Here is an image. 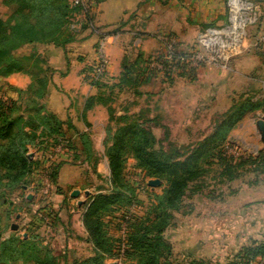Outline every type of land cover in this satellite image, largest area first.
Masks as SVG:
<instances>
[{
  "label": "rangeland",
  "instance_id": "1",
  "mask_svg": "<svg viewBox=\"0 0 264 264\" xmlns=\"http://www.w3.org/2000/svg\"><path fill=\"white\" fill-rule=\"evenodd\" d=\"M94 1L96 5V0ZM163 1L171 16H190L191 20L194 16H209V19L203 20L201 25H198L199 18L194 19L199 30L193 24L188 25L191 31H196L192 40L177 38L170 30H160L162 32L154 35L160 49L143 58L157 60L158 56L164 57V42L171 43L175 57L182 58L177 61V68L173 72L147 69L138 78L139 84L136 87L127 82L119 84V77L109 78L103 74L99 78L101 86L96 90V96L100 94L104 105L99 102L95 105L106 111H100L96 118L102 123L104 134L99 129L94 140L89 141L92 151L89 159L84 148L79 153V149L73 144H64L68 141L66 137L57 146L49 142L44 150L42 147L45 145L28 146L26 155L38 162L36 168L14 190L0 187L1 241L14 234L25 240L27 236L34 235L36 239H33V245L27 248H32L33 253L40 254L39 257L43 258L39 241L48 239L46 237H50L51 230L54 229V223L52 226L46 224L52 219L43 220V215L52 216L55 223L62 219L70 224V211L77 209L81 216L93 196L110 190L106 152L113 142L111 134L118 127L132 122L144 124L159 140L165 152L178 150L186 154L214 133L222 119L245 99L254 103L264 102V80L260 81L259 73L262 71L258 64L259 61L264 62V0ZM93 14L94 12L82 14L77 10L70 18V23L83 25L86 16H94ZM116 14L112 7L103 6L101 16ZM0 18L10 19V27L17 25L11 18V9L6 0L0 1ZM171 21H175L170 23L176 29L183 27V21ZM134 38L133 36L125 44L129 58L136 55L132 49ZM26 45L15 54H35L44 62L45 71L41 76L48 78L50 69L46 66L48 57L44 44ZM98 48L99 46L96 53ZM251 60L255 61L254 65L252 62L249 64ZM146 79L148 81H143ZM30 83L31 79L27 75L0 77V115L1 105L9 106L10 100L17 102L23 118L26 113L33 115L38 111H48L43 103L44 99H36L28 91ZM104 113L107 118L102 121ZM124 116L127 117L125 121L119 119ZM259 119H264V105L245 113L223 133L220 138L221 147L216 150L223 159H218L217 155V158H212V164L203 166V173L189 185L180 209L172 212L174 220L164 233V239L170 246L167 259L172 264H186L192 259H201L210 264H227L234 260L233 255L242 247L251 242L264 241V143L255 128V122ZM65 125L66 122H63L62 130ZM30 129L28 126L24 128L25 131ZM108 130L111 131L110 135L106 133ZM40 132V128L35 129L37 135ZM63 146L67 152L61 151L65 149ZM60 154L66 156L65 160H61ZM260 155V165L258 162L251 164ZM124 161L123 179L131 189L132 199L129 204L115 206L103 217L106 236L112 244V253L105 260L106 264H138L132 256L127 257L130 226L148 216L155 204V196L161 195L165 187L162 180L159 186L149 187L148 181L156 178L149 177L145 170L138 167L128 151L124 155ZM64 163L78 171L76 181L58 182V172ZM226 164L231 167L236 164L233 166L235 169L227 168ZM54 167L57 178L55 184L50 179ZM65 176L67 180H71L70 174H64L63 177ZM76 190L79 191V196L72 198L71 194ZM54 194L60 196L57 198L61 202L53 208L50 205H55ZM78 198L84 201L83 206L78 207L75 203ZM28 223L32 224L27 230ZM11 224L17 226L16 231L10 230ZM76 240L80 245L81 238L76 235ZM89 246L90 250L86 245H80L78 250L83 255L74 250V255L77 256L70 254L69 259L62 254V250L51 249V252L56 264H73L75 260H83L87 254V257L92 255L94 250L91 244ZM161 260H164V256ZM256 262L262 264L264 260L257 258L251 264ZM15 264L23 263L18 261Z\"/></svg>",
  "mask_w": 264,
  "mask_h": 264
},
{
  "label": "trees",
  "instance_id": "2",
  "mask_svg": "<svg viewBox=\"0 0 264 264\" xmlns=\"http://www.w3.org/2000/svg\"><path fill=\"white\" fill-rule=\"evenodd\" d=\"M6 1L11 9V18L17 22V25L10 27V19L0 18V77L18 73L29 76L31 83L28 91L34 98L42 100L47 95L48 86L47 76H41L45 71L44 62L40 61L35 54L16 55L15 53L26 44L65 45L72 39L71 35L66 33L72 24L70 18L74 12L81 9L71 7L69 0ZM102 1L104 0H96V2ZM157 60L164 62L163 56H158ZM149 62V59L146 60L142 55H138L133 62L124 63L118 83L127 82L136 87L139 84L138 78H141L145 70L151 71ZM143 81L146 82L148 79ZM99 95L88 98L85 108H90L96 102L104 105ZM8 104L9 106L6 107L1 105L0 115V187L14 190L22 185L25 178L27 179L38 165V162L26 155L28 146L45 145L42 147L44 150L49 146L47 145L49 142H52L54 146L62 143L65 135L62 130L63 122L54 114L40 110L41 112L38 111L33 115L25 112L26 116L23 118L16 101L10 100ZM262 104L264 105L263 101L254 103L245 99L237 105L235 111L233 110L222 119L214 133L186 154L178 150L165 152L152 131L138 122H125L126 124L118 127L113 134L108 130L106 133L112 135L113 141L106 152L110 190L96 194L85 206L82 225L86 233V241L92 245L94 251L91 256L83 260H75L73 264H106L105 260L111 256L112 244L106 236L103 217L115 206L131 202V189L123 179L124 155L127 151L137 166L145 170L149 177L165 183L161 195L155 196V204L148 216L130 226L127 257L132 256L138 264H172L167 259L170 246L164 239V233L174 220L172 212L180 209L189 185L203 173V166L212 164V158L223 159V156L216 152L221 147L220 138L223 133L245 113L262 108ZM119 119L125 121L127 117ZM26 126L31 128L30 131L24 130ZM39 128L41 132L37 135L35 129ZM80 137L89 159L92 156L89 139L84 133ZM42 138L46 140H41ZM261 158L262 155L252 160L251 164L259 163ZM234 165L231 167L226 164L227 168L231 167L232 170L235 169ZM50 179L54 184L56 183L55 167ZM33 239H36V236L30 235L25 240L14 234L0 240V263L15 264L21 261L23 264H56L48 246L41 245L39 242L40 249L44 253L43 258L39 257L40 254L33 253L32 248H27L33 245ZM162 256L164 260H161ZM257 258L264 260V241L251 242L242 247L233 255L234 260L227 264H251ZM186 264L210 263L201 259H192Z\"/></svg>",
  "mask_w": 264,
  "mask_h": 264
},
{
  "label": "crops",
  "instance_id": "3",
  "mask_svg": "<svg viewBox=\"0 0 264 264\" xmlns=\"http://www.w3.org/2000/svg\"><path fill=\"white\" fill-rule=\"evenodd\" d=\"M104 5L112 7L115 13H117L116 16H101ZM91 12H94V16H86L83 25L76 26L77 24L72 23L70 29L66 31L68 35H71V41L63 46H55L52 44L43 45L45 54L48 57L46 66L50 69L47 95L43 103L50 113L54 114L60 121L66 122V125L63 127V132L68 141L64 144H73L76 149H79V153L81 148H83L80 137L81 134H86L89 141L94 140V135L99 129L101 133L104 134L101 126L102 123L98 122L96 114L100 115V111H106V109L96 105L87 109L85 108L87 99L96 95L98 92L96 90L101 86L99 79V81L90 82L89 76L97 63L98 56L95 52L97 46L103 43V53L108 61V66L104 75L109 78H117L120 77L122 73L124 63L133 62L138 55L147 58L159 51L160 45L155 40L154 35H156L157 32H162L160 30H170V32L177 35V38L181 37L183 40H192L194 39L196 31H191L188 25L191 26V24H193L198 28L197 30H199V27L195 24L196 20L194 19L199 18L200 24L198 23V25H201L203 20L209 19V16H194L192 20L190 16H171V12L163 0H104L102 2H96ZM131 13L132 15H129ZM176 19L183 21L182 28L176 29L172 26L170 22L175 21L171 20ZM132 26L135 27L133 30H130ZM133 36L135 38L133 40L132 49L136 55L133 56V58H129L127 56L128 52L125 44ZM25 46L27 45H23L20 49ZM250 62L254 65L255 61L251 60L249 64ZM258 64L260 65L259 69L262 71L259 73L261 81L264 80V62L262 63L259 61ZM21 75L25 76L23 74ZM106 118V114H102V121L106 120ZM101 137L103 138L102 135ZM63 148L65 149L61 151L67 152L66 147L63 146ZM59 157L63 161L66 156L60 154ZM77 172L78 171L74 170L69 164H62L58 172V182L61 184V181L64 183L67 181H76ZM64 174H70L71 180H67L66 176L63 177ZM55 197V205H50L53 208L61 202V199L57 198L60 196L55 195ZM80 201H83L82 198L76 199L75 203L78 205ZM83 205L84 203L81 206ZM70 213L72 214L70 224H67L62 219L60 222L55 223L53 222L52 216L48 217L46 214V218L42 214L43 220L45 219L47 221L52 219L50 222L47 221L46 224L52 226L54 223V229L51 230V236L46 237L48 239L44 241L41 239V241H39L41 245L48 246L52 250H62V254L68 259L70 254L74 255V250H77L79 255H83L82 252H80L81 250H78L80 245H86L88 250L91 249L86 241V233L82 225L83 212L81 216L79 215L80 211L77 209L70 211ZM58 216H60V214ZM30 224L32 223L27 224V230L31 227ZM76 235L81 238L80 245H78L79 243L76 240ZM70 248H72V250H70ZM87 255L85 258H87Z\"/></svg>",
  "mask_w": 264,
  "mask_h": 264
},
{
  "label": "built area",
  "instance_id": "4",
  "mask_svg": "<svg viewBox=\"0 0 264 264\" xmlns=\"http://www.w3.org/2000/svg\"><path fill=\"white\" fill-rule=\"evenodd\" d=\"M71 7H79L82 14H87L91 12L95 6L94 0H70L69 1ZM167 40V39H166ZM169 40V39H168ZM171 40V38H170ZM166 45V54H164L163 61L168 65L165 66L163 62H160L156 59H151L149 63V68L151 70L156 69L157 71H166L173 72L175 68H177V61L182 58H176L174 55V48H172V44L164 42ZM97 63L90 72V82H94L98 80L105 72L108 66V61L103 53V43L99 46L97 50ZM123 254L121 253V256Z\"/></svg>",
  "mask_w": 264,
  "mask_h": 264
},
{
  "label": "water",
  "instance_id": "5",
  "mask_svg": "<svg viewBox=\"0 0 264 264\" xmlns=\"http://www.w3.org/2000/svg\"><path fill=\"white\" fill-rule=\"evenodd\" d=\"M255 128L257 130V132L259 133L260 136V140L264 143V119H259L255 122ZM161 183L160 180L155 179V180H149L148 181V186L149 187H156L159 186ZM79 196V191H73L71 194L72 198H77ZM84 202L80 201L78 202V206H81ZM10 230L11 231H16L17 230V226L15 224H11L10 226Z\"/></svg>",
  "mask_w": 264,
  "mask_h": 264
}]
</instances>
